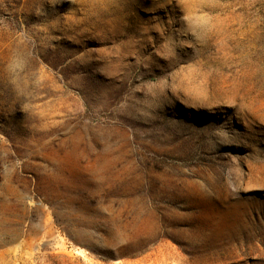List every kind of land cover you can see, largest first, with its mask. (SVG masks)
<instances>
[{
	"label": "rangeland",
	"instance_id": "374dc122",
	"mask_svg": "<svg viewBox=\"0 0 264 264\" xmlns=\"http://www.w3.org/2000/svg\"><path fill=\"white\" fill-rule=\"evenodd\" d=\"M0 264H264V0H0Z\"/></svg>",
	"mask_w": 264,
	"mask_h": 264
}]
</instances>
